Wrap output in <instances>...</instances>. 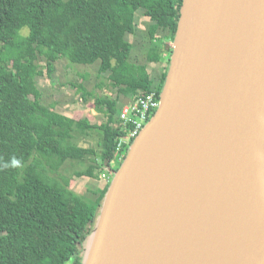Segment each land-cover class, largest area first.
I'll return each instance as SVG.
<instances>
[{
  "label": "water",
  "instance_id": "water-1",
  "mask_svg": "<svg viewBox=\"0 0 264 264\" xmlns=\"http://www.w3.org/2000/svg\"><path fill=\"white\" fill-rule=\"evenodd\" d=\"M165 48L82 264H264V0H182Z\"/></svg>",
  "mask_w": 264,
  "mask_h": 264
},
{
  "label": "trees",
  "instance_id": "trees-1",
  "mask_svg": "<svg viewBox=\"0 0 264 264\" xmlns=\"http://www.w3.org/2000/svg\"><path fill=\"white\" fill-rule=\"evenodd\" d=\"M181 2L0 0V264H82L83 243L110 178L89 199L73 191L71 178L59 170L68 161L83 162L95 154L76 139L99 129V162L92 160L74 175L113 176L128 150L116 149L124 133L119 97L135 99L154 90L159 98L171 52L165 45L174 38ZM139 11L150 21L152 37L143 62L133 61L124 45ZM157 29L165 34L154 37ZM38 56L45 69H53L59 57L82 65L98 62V75L116 90L113 97H94L103 122L67 116L54 103L41 101L36 78L44 71L36 63ZM152 63H161L159 73L150 70ZM103 84L100 80L98 86Z\"/></svg>",
  "mask_w": 264,
  "mask_h": 264
},
{
  "label": "rangeland",
  "instance_id": "rangeland-1",
  "mask_svg": "<svg viewBox=\"0 0 264 264\" xmlns=\"http://www.w3.org/2000/svg\"><path fill=\"white\" fill-rule=\"evenodd\" d=\"M135 19L137 25L135 31L132 35L125 37L124 45L130 50L133 61L143 62L145 46L152 39L148 32L150 21L142 16L140 11L136 13ZM22 33L26 34V29ZM164 34V31L157 29L154 32V37ZM170 42L167 40L166 44H170ZM36 63L44 71L43 75L36 78L37 87L42 93L41 101L47 104L54 103L56 110L63 114L74 115L77 119L87 117L91 123L100 124L103 122L104 114L93 107L94 97L102 95L113 97L116 90L107 86L108 82L105 76L98 75V62L91 65H82L71 63L66 58L59 57L55 61L53 69H45L44 58L38 56ZM149 68L150 70L152 69V72L159 73L161 63L149 64ZM100 80H103L105 85L98 86ZM79 86H82L83 89H79ZM85 92H89L91 95L84 94ZM131 100L133 99L128 96L119 97L118 110L124 103ZM99 139V129L91 130L88 135H79L76 142L81 146L93 148L95 154L90 155L83 162L68 161L59 170L60 174L71 178L70 187L73 191L89 199H94L97 196L98 191L105 184L107 178L109 177L111 180L112 175L109 174L108 176L101 173L95 177L86 175L77 177L74 175V171L85 168L86 165L92 163V160L99 162ZM116 166H118L117 162L113 159L111 167L115 168ZM65 264L70 263L67 262Z\"/></svg>",
  "mask_w": 264,
  "mask_h": 264
},
{
  "label": "built area",
  "instance_id": "built-area-1",
  "mask_svg": "<svg viewBox=\"0 0 264 264\" xmlns=\"http://www.w3.org/2000/svg\"><path fill=\"white\" fill-rule=\"evenodd\" d=\"M158 103L159 98L156 92L151 90L121 106L118 119L120 129L124 133L117 141L116 149L118 152L130 145L144 124L154 114ZM121 157L122 155L120 154L118 159H121Z\"/></svg>",
  "mask_w": 264,
  "mask_h": 264
},
{
  "label": "crops",
  "instance_id": "crops-1",
  "mask_svg": "<svg viewBox=\"0 0 264 264\" xmlns=\"http://www.w3.org/2000/svg\"><path fill=\"white\" fill-rule=\"evenodd\" d=\"M65 115H67V116H71V117H74V115H71V114H65Z\"/></svg>",
  "mask_w": 264,
  "mask_h": 264
}]
</instances>
